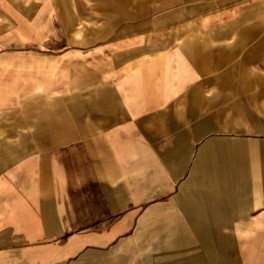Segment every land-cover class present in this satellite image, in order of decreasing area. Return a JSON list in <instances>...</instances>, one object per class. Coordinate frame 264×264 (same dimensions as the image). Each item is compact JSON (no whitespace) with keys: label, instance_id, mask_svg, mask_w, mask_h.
Instances as JSON below:
<instances>
[{"label":"crops","instance_id":"obj_1","mask_svg":"<svg viewBox=\"0 0 264 264\" xmlns=\"http://www.w3.org/2000/svg\"><path fill=\"white\" fill-rule=\"evenodd\" d=\"M0 264H264V0H0Z\"/></svg>","mask_w":264,"mask_h":264}]
</instances>
